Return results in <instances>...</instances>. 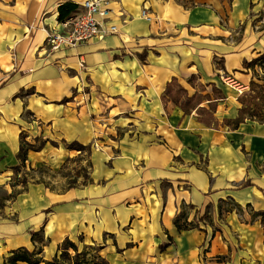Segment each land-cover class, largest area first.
<instances>
[{"label": "crops", "instance_id": "obj_1", "mask_svg": "<svg viewBox=\"0 0 264 264\" xmlns=\"http://www.w3.org/2000/svg\"><path fill=\"white\" fill-rule=\"evenodd\" d=\"M83 1L0 0V264L68 242L108 264H264V120L235 124L229 83L264 53V0H118L119 33L51 50ZM83 164L64 188L16 181Z\"/></svg>", "mask_w": 264, "mask_h": 264}, {"label": "rangeland", "instance_id": "obj_2", "mask_svg": "<svg viewBox=\"0 0 264 264\" xmlns=\"http://www.w3.org/2000/svg\"><path fill=\"white\" fill-rule=\"evenodd\" d=\"M258 64L251 68L253 74L251 81L254 80L260 86L252 89L253 86L250 81L248 89L239 96V102L241 107L245 108V116L247 118L251 117L258 120H264V72ZM173 86L177 87L173 89ZM173 86L172 92L170 93L171 97L177 96L179 100L182 98V102L183 104L185 103V105H194L197 100L202 98V95H199L197 99L190 100L186 95L187 92L179 91V86L177 84H173ZM237 88H239V86H237ZM213 91L215 94L217 93V89H213ZM193 100L194 102L191 103ZM205 114L210 115L211 113L208 111L207 113L205 112ZM37 144L38 142L35 143V145ZM86 166L87 164H83L80 167L77 166L76 168L70 166L67 170H62L61 172L51 171L46 166L38 167L35 170L26 167L20 169L19 173H16V181L24 184L32 179H40L46 182L51 188H64L69 185L87 181L88 169ZM12 195L13 194H9L3 186H0V209L10 201ZM82 257H85L88 261L101 262V259L97 260L95 252H87L84 253V256L79 257L72 249H70L68 253L64 252L60 256V261L62 264H75L77 259H82Z\"/></svg>", "mask_w": 264, "mask_h": 264}, {"label": "built area", "instance_id": "obj_3", "mask_svg": "<svg viewBox=\"0 0 264 264\" xmlns=\"http://www.w3.org/2000/svg\"><path fill=\"white\" fill-rule=\"evenodd\" d=\"M118 0H84L81 5L83 12L73 18L64 21L66 31L48 32L46 43L51 50H59L63 47H75L78 44L90 41L94 38L102 39L109 34L119 33V27L111 22V5ZM142 15L150 19L147 9ZM229 83L236 84L234 81ZM240 94L244 90L237 88Z\"/></svg>", "mask_w": 264, "mask_h": 264}, {"label": "trees", "instance_id": "obj_4", "mask_svg": "<svg viewBox=\"0 0 264 264\" xmlns=\"http://www.w3.org/2000/svg\"><path fill=\"white\" fill-rule=\"evenodd\" d=\"M69 6H72L71 3H64L60 6V9L62 11L63 8L65 7H69ZM71 9V8H69ZM63 12H61L60 14V18L65 21L66 20V17H64V15L62 14ZM67 15V14H66ZM259 63V64H258ZM259 65L260 68L263 70L264 72V53L257 59H254L250 62H246L245 63V66L248 67V68H252L254 65ZM173 84H177L178 83H175L173 82ZM173 84L171 83L167 89V93L170 94L172 92V86ZM251 84L253 86L252 89H254L255 87H259L260 85L257 84L254 80L251 81ZM179 86V85H178ZM213 89H217L216 87H214ZM218 90V89H217ZM179 91H184L186 92V90L182 87V86H179ZM176 102H179V99L177 98V96H173L172 97ZM240 116L239 118L235 121V124L237 125L239 122H241L242 120H244L245 118H247L245 116L246 114V111H245V108L244 107H241L240 108ZM251 118V117H250ZM254 119V118H253ZM256 119V118H255ZM187 227V226H186ZM72 249L74 250L76 253H77V256H84V253H87V252H95L96 254V258L97 260L101 259V262H94V261H88L85 257H82V259H77L76 263L75 264H108V262L103 258L101 257V255L95 251L93 248H89V249H83V250H80L79 247H77V245H75V243L73 242H68L67 246L61 251V253L57 254L53 259L51 260H37V259H33L32 258V255L28 252V251H25V250H20L18 252H15L10 258H8L7 262L9 264H19L18 262H27L29 264H62L61 261H60V256L65 252V253H68L69 250Z\"/></svg>", "mask_w": 264, "mask_h": 264}]
</instances>
